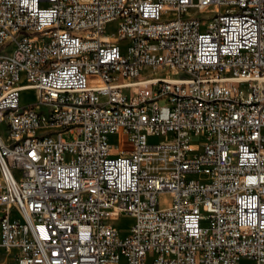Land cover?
I'll list each match as a JSON object with an SVG mask.
<instances>
[{
  "label": "built area",
  "instance_id": "built-area-1",
  "mask_svg": "<svg viewBox=\"0 0 264 264\" xmlns=\"http://www.w3.org/2000/svg\"><path fill=\"white\" fill-rule=\"evenodd\" d=\"M1 127L12 264H264V0H0Z\"/></svg>",
  "mask_w": 264,
  "mask_h": 264
},
{
  "label": "rangeland",
  "instance_id": "rangeland-1",
  "mask_svg": "<svg viewBox=\"0 0 264 264\" xmlns=\"http://www.w3.org/2000/svg\"><path fill=\"white\" fill-rule=\"evenodd\" d=\"M20 101H21V105L22 106H26L29 105L31 103H34L35 101V91L32 90H27L21 93V97H20ZM102 102V101H101ZM0 131L2 134H4V129L3 127L0 128ZM67 141L70 140V138L68 136L64 137ZM151 141H158L155 139H152ZM3 186V177L0 173V189ZM168 197H160V203H162L163 201L167 200ZM132 223V219L127 217V216H123L121 217L117 222H116V227L119 229V233L123 236L128 234V228L130 227ZM0 264H12L11 260L9 259L8 254L6 253H2L0 252Z\"/></svg>",
  "mask_w": 264,
  "mask_h": 264
},
{
  "label": "bare ground",
  "instance_id": "bare-ground-1",
  "mask_svg": "<svg viewBox=\"0 0 264 264\" xmlns=\"http://www.w3.org/2000/svg\"><path fill=\"white\" fill-rule=\"evenodd\" d=\"M124 108H131V101H124ZM94 109H101V114H110V106H103L101 101H94Z\"/></svg>",
  "mask_w": 264,
  "mask_h": 264
}]
</instances>
